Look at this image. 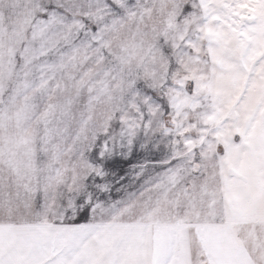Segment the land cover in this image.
Masks as SVG:
<instances>
[{
  "label": "snow or ice",
  "instance_id": "6c2138e0",
  "mask_svg": "<svg viewBox=\"0 0 264 264\" xmlns=\"http://www.w3.org/2000/svg\"><path fill=\"white\" fill-rule=\"evenodd\" d=\"M0 264H264V0H0Z\"/></svg>",
  "mask_w": 264,
  "mask_h": 264
}]
</instances>
